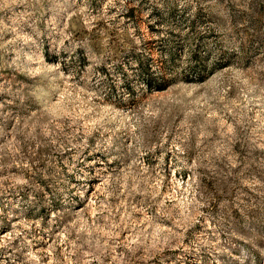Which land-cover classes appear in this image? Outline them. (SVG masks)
<instances>
[{
  "label": "rangeland",
  "instance_id": "1",
  "mask_svg": "<svg viewBox=\"0 0 264 264\" xmlns=\"http://www.w3.org/2000/svg\"><path fill=\"white\" fill-rule=\"evenodd\" d=\"M0 264H264V0H0Z\"/></svg>",
  "mask_w": 264,
  "mask_h": 264
},
{
  "label": "trees",
  "instance_id": "2",
  "mask_svg": "<svg viewBox=\"0 0 264 264\" xmlns=\"http://www.w3.org/2000/svg\"><path fill=\"white\" fill-rule=\"evenodd\" d=\"M204 44L201 39L190 57L193 66L191 67L190 75L186 77L187 81L204 82L214 72V69L212 71L209 69L210 67H208L207 63L210 55H202V47ZM176 55L174 51H170L169 59L161 62L157 68L144 64L141 58L137 59L140 67L139 75L146 89L149 91H164L174 82V79H170L169 76H172L170 73V69L172 68L170 67L171 64L173 66L176 65Z\"/></svg>",
  "mask_w": 264,
  "mask_h": 264
}]
</instances>
